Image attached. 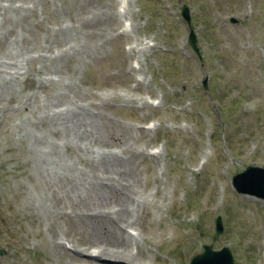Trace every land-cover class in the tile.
Segmentation results:
<instances>
[{
  "label": "rangeland",
  "instance_id": "1",
  "mask_svg": "<svg viewBox=\"0 0 264 264\" xmlns=\"http://www.w3.org/2000/svg\"><path fill=\"white\" fill-rule=\"evenodd\" d=\"M7 62L26 71L9 86ZM0 65V264H91L54 250L49 228L95 244L119 236L63 193L70 216L40 215L31 198L62 180L37 171V154L104 184L130 176L147 202L127 232L151 264H189L203 245L264 264V198L231 184L264 167V0H0ZM55 110L83 119L64 131Z\"/></svg>",
  "mask_w": 264,
  "mask_h": 264
},
{
  "label": "bare ground",
  "instance_id": "2",
  "mask_svg": "<svg viewBox=\"0 0 264 264\" xmlns=\"http://www.w3.org/2000/svg\"><path fill=\"white\" fill-rule=\"evenodd\" d=\"M112 13L115 14V12ZM4 64L5 68L2 70L3 72H8H6L5 76H1V80L5 85H10L7 75L13 77L14 80L18 79V75L22 74L26 76L23 62H7ZM136 83V88L139 89L138 82ZM140 98L142 99L141 96ZM50 117L54 126H60L63 130L64 128L67 130L72 129L70 127L73 125L76 126L77 123L75 121L76 119L79 120L82 114L78 116L66 115L55 110ZM89 119V117L86 118L82 128H86ZM73 132L72 137L80 138L79 140L86 135L83 131L80 132L79 129L77 131L74 129ZM38 155L32 158L33 166H35L37 171L42 173V175L47 173L54 178L60 177L59 180H62L55 187L48 185L45 188L44 191H47L50 195L48 199H46L45 192L43 195H39L40 198H31L30 205L40 215L42 213L48 219H53L60 215L70 216L71 212H67L63 206H67V204L63 203V205H60V202L64 200L62 198H67L71 201L72 197H76L82 201L90 202L88 206L92 207L95 212H89L87 217L97 221L96 225L99 230L109 232V234L119 233V236L112 243L95 244L86 238H76L77 240H73L71 236L63 231L50 230L49 228L50 244L54 250L60 253L69 252L78 260H83V254H86L90 257L89 261L91 264H151L144 255L143 248L137 242L133 243L134 246H132V241L135 240V237L130 232H127L128 227H133L138 223V210L147 202L146 195L139 193L136 182L130 176L127 174L121 175V173H117L115 177L109 175L107 177L109 183L104 184L105 182L103 181L105 179L96 176L89 178L84 173H80L81 171L70 169L65 164H59L58 161L56 162V166L49 165L42 159L41 155ZM60 193L65 194V196L61 198ZM111 195L119 198V206L112 213L103 212L101 210L103 200ZM71 206L73 205L71 204ZM61 237L68 240L69 243L64 242Z\"/></svg>",
  "mask_w": 264,
  "mask_h": 264
},
{
  "label": "water",
  "instance_id": "3",
  "mask_svg": "<svg viewBox=\"0 0 264 264\" xmlns=\"http://www.w3.org/2000/svg\"><path fill=\"white\" fill-rule=\"evenodd\" d=\"M181 14L189 21V9L186 6L182 7ZM235 22V19H231ZM189 43L195 51L196 37L192 30L189 34ZM233 185L238 192L255 194L264 197V168L257 166H247L242 172L233 176ZM222 231L220 217L216 219V234L217 236ZM204 252L194 256L189 264H232V256L229 250L224 247L221 250L215 251L211 245H204Z\"/></svg>",
  "mask_w": 264,
  "mask_h": 264
}]
</instances>
